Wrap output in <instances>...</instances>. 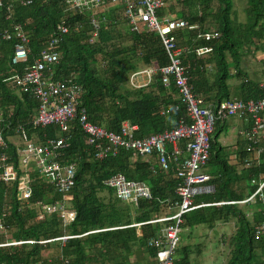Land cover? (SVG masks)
Masks as SVG:
<instances>
[{
	"label": "trees",
	"instance_id": "obj_1",
	"mask_svg": "<svg viewBox=\"0 0 264 264\" xmlns=\"http://www.w3.org/2000/svg\"><path fill=\"white\" fill-rule=\"evenodd\" d=\"M174 3L161 9L159 15L171 14L197 27L176 31L174 35L180 48L189 49L179 59L192 93L202 99L203 105L232 98L242 101L264 98V59L259 60L263 65L259 80L248 77L242 65L245 59L264 53V0H174ZM236 5L242 8L243 21L237 19ZM64 6V0H2L0 6V134L3 141L0 153L8 155L15 167L17 150L24 144L22 137L15 133L17 128L24 131L26 141L35 144L60 135L55 126L32 129L30 122L37 103L30 92H22L11 83L13 75H20L34 62L60 22L69 32L60 35L54 47L57 63L50 69L54 80H71L83 89L79 105L89 122L114 134L126 122L135 127L133 137L140 139L171 130L181 119L186 120L177 89L172 84L164 86L159 74L153 75L144 87L135 89L128 85L133 72L167 65L157 36L129 31L120 8L115 7L104 14L105 21L89 42L91 27L87 14L66 13ZM14 25L22 27L28 52L24 62L11 65L17 40L12 35L5 41L1 34L11 33ZM211 28L216 30L217 37L203 41L200 33ZM204 47L210 48L208 60L195 54L196 49ZM230 80L238 81L237 85L231 87ZM169 105L172 107L167 113L159 114V110ZM220 134L221 123H216L209 138L206 163L215 169L208 174L213 191L193 198L194 205L209 206L181 216L182 237H185L183 232L198 227L212 230L216 225L232 223V234L220 239L227 254L223 263L218 264H264V235L257 240L252 236L254 226L264 221V185L262 197H256L252 203L210 205L238 202L251 195L257 183L264 179V159L260 156L257 162L252 161V153L246 152L247 145L242 139L235 143L237 163L228 164L224 147L218 142ZM65 137L66 147L60 151L59 162L73 163L75 175L70 190L72 198L63 205L74 213V220L63 226L57 213L38 219L40 205L53 204L61 196L35 171L29 173L31 194L27 200L17 199L15 184L0 180V264H131L134 252H148V240L159 235V225L144 223L175 201L174 188L179 181L173 178L171 169L159 173L148 161L131 163V153L122 149L115 156L95 160L93 147L86 143L75 122L70 124ZM117 173L127 180L143 182L150 190L151 199L140 200L134 212L127 205L115 203L118 200L113 190L103 182ZM252 179L257 183L250 184ZM136 224L139 226H132ZM88 232L93 233L84 235ZM63 235L77 237L64 243H38ZM17 242L22 243L5 245ZM180 243L179 239L173 264H191L189 258L194 248L179 246ZM134 264L139 263L135 260Z\"/></svg>",
	"mask_w": 264,
	"mask_h": 264
},
{
	"label": "built area",
	"instance_id": "obj_2",
	"mask_svg": "<svg viewBox=\"0 0 264 264\" xmlns=\"http://www.w3.org/2000/svg\"><path fill=\"white\" fill-rule=\"evenodd\" d=\"M64 2V12L87 14L91 27L89 42L96 37L100 24L105 21L104 14L110 7L120 8L121 17L124 18L129 31H144L157 36L166 55L167 65L160 69L150 67L133 72L129 77L128 85L135 89L144 87L153 75L159 74L164 86L172 84L177 89L186 120L181 119L171 130L140 139L133 137L134 127L126 122L121 125L118 134L108 132L89 122L84 108L79 105L84 93L83 89L71 80H54L53 71L50 69L57 63L58 55L54 47L60 35L69 32L68 27L60 22L56 25V33L47 40L46 47L39 52L34 62L25 67L20 75L15 74L11 77L12 85L22 92H30L37 103L35 115L30 122L32 129L55 126L60 135L47 138L43 144H35L30 140L26 141L24 131L20 127L17 128L15 133L24 140L22 147L17 150V167L10 162L8 155L0 153V180L15 184L17 199L27 200L31 194L29 173L35 171L61 196V200L53 204L40 205L38 219L57 213L62 225L66 226L74 220V213L66 210L63 203L72 198L70 190L74 184L75 165L61 164L59 158L60 151L66 147L65 135L72 122L77 124L86 137V143L93 147L92 157L97 161L108 156H115L120 149L129 151L131 157L140 158L146 162L152 158L159 173H167L171 169L173 178L177 179L179 184L174 188L176 199L167 207L165 213L152 216L144 223L161 225L159 235L150 238L147 247L153 249V259L156 264H173L178 236L181 233L179 227L181 216L196 208L209 206L202 203L194 205L193 198L213 191L212 186L208 184L210 176L204 173V168L209 156V138L215 124L223 123L229 117H237L243 125L249 124L247 128L240 129L237 135L246 142L245 150L252 153V161H256L260 153L256 147L264 141V98L246 101L232 98L213 105H203L202 99L192 93L179 59L181 54L189 52V49L180 48L174 35L176 31L197 27L189 26L182 19L159 15L161 9L166 6L164 0H64ZM1 3L2 0H0V6ZM21 4L23 5L24 2ZM25 4H29V1H25ZM12 35L17 42L13 46L10 63L15 65L26 60L28 40L20 25H14L11 33L4 31L1 38L9 41ZM200 37L208 42L217 37V32L211 28L209 31L200 33ZM208 53H210L208 47L195 50L197 56ZM139 76L145 78V84L136 82ZM171 107L169 105L159 110V114L167 113ZM2 146L0 134V147ZM17 169L20 170L19 173ZM256 183L253 179L250 181L252 185ZM103 184L112 189L115 198L124 202L130 211L137 207L140 200L151 199L150 190L143 182L127 180L119 173L107 178ZM263 185L264 179L258 182L255 191L242 201L210 205L252 203L256 197L259 199L262 197ZM171 210L174 212L170 213ZM132 226H139V224ZM262 235H264V221L255 225L252 231L255 240ZM74 237L77 236L63 235L38 243L50 241L64 243L67 239ZM20 243L22 242L5 245Z\"/></svg>",
	"mask_w": 264,
	"mask_h": 264
},
{
	"label": "rangeland",
	"instance_id": "obj_3",
	"mask_svg": "<svg viewBox=\"0 0 264 264\" xmlns=\"http://www.w3.org/2000/svg\"><path fill=\"white\" fill-rule=\"evenodd\" d=\"M113 9L114 7L109 8V10H113ZM235 10L237 13V19L239 21H243L242 8L239 5H236ZM244 70L247 73V75L251 77L250 69L244 67ZM137 79L143 81L145 78L143 76H139ZM238 122L239 121L237 117H229L223 123H221V126H223L221 127V129L222 128L223 129H222V134H220L219 138L226 137L227 134L225 135L224 131L227 132L229 135L232 134L235 136V132L238 128L237 125ZM229 152L230 151L228 149H225V153L223 154H228ZM114 202L115 203L118 202L121 203L122 205H126L124 202L121 201H114ZM131 212H134V210H132ZM232 232H233L232 223H228L225 225H216L212 230L207 229L205 227H198L191 232H187V233L183 232V236L185 237H182V233L179 234L178 240L179 239L181 240L179 246L189 245L192 248H194V251L192 252L189 258L191 264H218L220 262L223 263L224 256L225 254H227V250L225 249L224 245H222L220 239L222 236L227 238L229 235L232 234ZM147 253L149 256H152L153 250L148 249Z\"/></svg>",
	"mask_w": 264,
	"mask_h": 264
},
{
	"label": "crops",
	"instance_id": "obj_4",
	"mask_svg": "<svg viewBox=\"0 0 264 264\" xmlns=\"http://www.w3.org/2000/svg\"><path fill=\"white\" fill-rule=\"evenodd\" d=\"M173 4H175L174 3V0H167L166 6L173 5ZM176 8H178V6H176ZM164 16L174 17L171 14H164ZM174 18H176V17H174ZM178 19H180V18H178ZM259 53L260 52L256 53V55H255L254 58H251L250 57V59L249 58L245 59V61L242 64V65H245V68L250 69L251 77L249 75H247V73H246V75L248 77H250V78L253 77L254 80H259L261 78L259 71L261 70V68L263 67V65L260 63L259 60L264 59V53H260V54ZM208 54H210V53H208ZM208 54L202 55L203 56V60H208L209 59V55ZM248 65H251V66H248ZM207 66H208L207 68L210 67V65H207ZM137 78H136V82L137 83H139V84H145V82H146L145 79L143 81H140ZM228 83L232 87V86H236L237 83H238V81H236V80H230ZM237 125H238V128H237V130L235 132V136L232 135V134L229 135L227 132L224 131V134L225 135L227 134L226 137L225 138H218V142L221 144V146L224 147L223 153H225V149H228L230 151L228 154H226L227 155V162L230 165H235L237 163V158H236V145H235V143H236V141L237 142L238 141L239 142L242 141L241 137H239L237 135V132L240 129H245L246 128V126H244L240 121L237 123ZM221 127H223V126H221ZM222 129H221V134H222ZM134 130H135V127H134ZM228 135H229V137H228ZM258 148L260 149V156H262V158L264 159V141L261 143V145H259ZM136 160H139L141 162H146V161L141 160L140 158H133V157H131L130 162L133 163ZM148 162L151 163L152 165H154V161H153L152 158L148 159ZM210 167L206 164V166L204 168V173L211 174V173H213L215 171V169L213 167H211V168ZM165 211L166 210H162V212L158 216L163 215L165 213ZM152 216H154V215H151V217ZM152 238H154V237H152ZM148 249H151V248H148ZM134 256L135 257H132L130 259V263L131 264H134L135 260L139 264H153V263L156 264L155 263V260L153 259L154 258V251H153V255L152 256H149L146 251H144V250H137V251L134 252Z\"/></svg>",
	"mask_w": 264,
	"mask_h": 264
},
{
	"label": "clouds",
	"instance_id": "obj_5",
	"mask_svg": "<svg viewBox=\"0 0 264 264\" xmlns=\"http://www.w3.org/2000/svg\"><path fill=\"white\" fill-rule=\"evenodd\" d=\"M246 147V146H245ZM259 147V145L256 147L257 149H259L258 148ZM260 150V149H259ZM260 157V153L258 154V157H257V160H258V158ZM252 160V159H251ZM257 160H256V162H257ZM92 233V232H91ZM87 234H89V232L88 233H86L85 235H87Z\"/></svg>",
	"mask_w": 264,
	"mask_h": 264
}]
</instances>
